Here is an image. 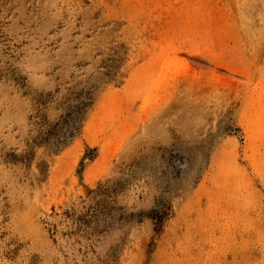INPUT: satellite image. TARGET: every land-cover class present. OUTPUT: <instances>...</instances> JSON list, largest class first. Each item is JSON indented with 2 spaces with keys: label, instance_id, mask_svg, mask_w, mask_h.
Segmentation results:
<instances>
[{
  "label": "rangeland",
  "instance_id": "rangeland-1",
  "mask_svg": "<svg viewBox=\"0 0 264 264\" xmlns=\"http://www.w3.org/2000/svg\"><path fill=\"white\" fill-rule=\"evenodd\" d=\"M0 264H264V0H0Z\"/></svg>",
  "mask_w": 264,
  "mask_h": 264
},
{
  "label": "trees",
  "instance_id": "trees-1",
  "mask_svg": "<svg viewBox=\"0 0 264 264\" xmlns=\"http://www.w3.org/2000/svg\"><path fill=\"white\" fill-rule=\"evenodd\" d=\"M79 109H80V108L78 107L77 111H79ZM71 115H72V114H70V116H71ZM66 122H70V119H69V120H67Z\"/></svg>",
  "mask_w": 264,
  "mask_h": 264
}]
</instances>
